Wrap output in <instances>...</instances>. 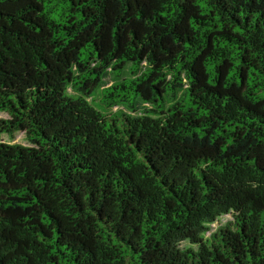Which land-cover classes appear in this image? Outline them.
<instances>
[{
    "label": "trees",
    "instance_id": "obj_1",
    "mask_svg": "<svg viewBox=\"0 0 264 264\" xmlns=\"http://www.w3.org/2000/svg\"><path fill=\"white\" fill-rule=\"evenodd\" d=\"M0 113V264H264V0H0Z\"/></svg>",
    "mask_w": 264,
    "mask_h": 264
},
{
    "label": "rangeland",
    "instance_id": "obj_2",
    "mask_svg": "<svg viewBox=\"0 0 264 264\" xmlns=\"http://www.w3.org/2000/svg\"><path fill=\"white\" fill-rule=\"evenodd\" d=\"M111 86V83L109 85V87ZM101 93L100 91L97 94V99H96V103L100 104L101 103ZM90 101H92V99H90ZM6 119L8 118L5 114L0 113V119ZM7 143V144H20V145H24V146H31V143L28 141L27 136L25 133H18L15 135V137H10L8 135H3L0 138V143ZM234 221V217L233 215H227V216H223L220 221L213 225L211 227V230L209 233H206L205 235V239L206 240H210L212 238V236L219 230V228L226 226L228 223H231ZM182 247L184 248H188V247H194V245H192L189 241L188 242H184L182 244Z\"/></svg>",
    "mask_w": 264,
    "mask_h": 264
}]
</instances>
